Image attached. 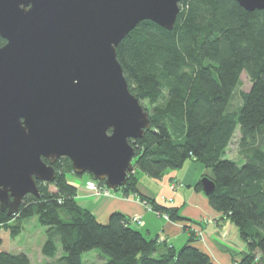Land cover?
Returning a JSON list of instances; mask_svg holds the SVG:
<instances>
[{
	"label": "trees",
	"instance_id": "trees-1",
	"mask_svg": "<svg viewBox=\"0 0 264 264\" xmlns=\"http://www.w3.org/2000/svg\"><path fill=\"white\" fill-rule=\"evenodd\" d=\"M115 50L130 92L151 105H142L149 129L129 140L136 170L160 178L189 159L200 162L210 171L202 177L216 185L207 195L210 205L246 243L234 264H264V9L247 11L235 0H180L171 30L143 20ZM242 72L251 84L232 107ZM234 138L236 159L227 157ZM53 168L52 181H36L39 196L26 194L11 215L0 210V264H30L26 254L7 248L20 222L33 216L45 227L42 254L54 257L59 242L60 264H83L81 255L90 250L104 258L96 264H212L193 244V231L176 248L147 237L118 211L98 221L76 199L66 175L73 173L70 160L60 157ZM137 181L134 172L117 190L137 193ZM195 188L202 190L200 180ZM142 199L171 220H186L176 207Z\"/></svg>",
	"mask_w": 264,
	"mask_h": 264
},
{
	"label": "water",
	"instance_id": "water-1",
	"mask_svg": "<svg viewBox=\"0 0 264 264\" xmlns=\"http://www.w3.org/2000/svg\"><path fill=\"white\" fill-rule=\"evenodd\" d=\"M247 11L264 0H235ZM180 0H0V210L15 213L67 157L109 189L133 172L150 127L116 55L139 22L171 30ZM46 161H45V160ZM203 192L215 182L203 176Z\"/></svg>",
	"mask_w": 264,
	"mask_h": 264
},
{
	"label": "crops",
	"instance_id": "crops-1",
	"mask_svg": "<svg viewBox=\"0 0 264 264\" xmlns=\"http://www.w3.org/2000/svg\"><path fill=\"white\" fill-rule=\"evenodd\" d=\"M203 174H210L209 169L194 159L187 160L181 168L168 170L160 178L138 173V192L126 196L121 190L110 191V196L91 195L83 186L85 178H78L76 199L102 223L107 222L114 211L128 217L139 215L143 224L136 225L138 230L149 238H158L176 248L184 245L193 231V244L210 257L212 264H234L246 252V243L229 218L210 205L203 190L195 188ZM171 185H174L173 189ZM160 195L172 199L164 201ZM142 197L154 198L158 204L178 208L179 215L186 220H171L157 214L147 208Z\"/></svg>",
	"mask_w": 264,
	"mask_h": 264
},
{
	"label": "rangeland",
	"instance_id": "rangeland-1",
	"mask_svg": "<svg viewBox=\"0 0 264 264\" xmlns=\"http://www.w3.org/2000/svg\"><path fill=\"white\" fill-rule=\"evenodd\" d=\"M250 84L251 83H250L249 78L247 77L245 72H242L240 75V84H239L238 88L236 89L235 96L232 100V105H231L232 107L236 106L239 103V93L241 91H247L250 87ZM139 102L141 105L146 107L147 110H149L151 108V105L147 100H142ZM227 157L232 158V159L237 158V155H236V138H234V140L232 141V143L228 147ZM133 161H134V159L132 158V163H134ZM134 172H136L137 178H138V173H139V175L141 173H143L141 171H137L135 167H134L132 173H134ZM66 175H67L70 183H72L76 187V189L79 185L77 183V179L78 178H85V181L83 182V186L91 192V195H94L95 190L93 188H90L87 185L88 181L91 180L89 178L88 174L84 173V174L78 175V174L73 172V173H66ZM93 180H95V179H93ZM96 182H97V180H96ZM97 184L99 186H101L102 188L103 187L108 188L107 186H104L105 184L100 185L99 182H97ZM49 188L53 189V186H49ZM118 188H120V187H118ZM117 189H113V190L109 189V195H103V196H110L111 195L110 191H116ZM76 194L78 195V193H76ZM77 195H76V197H77ZM94 196H97V195H94ZM144 202L145 201H143V203ZM20 224H21V232L15 238L10 239V241L8 243L7 250L11 254H20V253L26 254L27 257L29 258L30 264H60L59 261H57V259L60 258L61 255H63V251H62V248H61L59 242H57L58 250H57V253L54 257H52V258L46 257L41 252V247H42V245L45 241V238H46L45 227L42 226L38 222L37 217L33 216L30 218L23 219L20 222ZM198 233H200V231H198ZM258 256L259 255H256L255 258L256 259L259 258ZM81 261L83 264H96V263L104 261V258L99 255L97 250H90V251L84 252L81 255Z\"/></svg>",
	"mask_w": 264,
	"mask_h": 264
},
{
	"label": "built area",
	"instance_id": "built-area-1",
	"mask_svg": "<svg viewBox=\"0 0 264 264\" xmlns=\"http://www.w3.org/2000/svg\"><path fill=\"white\" fill-rule=\"evenodd\" d=\"M87 185L90 187V188H93L95 191H94V195H97V196H103V195H109V189L106 188V187H101L97 184L96 180H89ZM106 186V185H104ZM171 188L173 189L174 188V185H171ZM161 200H164V201H171V198L168 197L166 198L164 195H160L159 197ZM144 204L147 206L148 209H152L151 206H149L146 202H144ZM153 210V209H152ZM157 214H162V215H165L167 217L166 214H163V213H160L158 211H155ZM130 219V222L134 225H142L143 222L141 220V217L139 215H132L129 217Z\"/></svg>",
	"mask_w": 264,
	"mask_h": 264
}]
</instances>
